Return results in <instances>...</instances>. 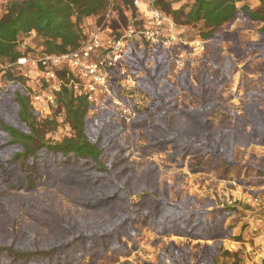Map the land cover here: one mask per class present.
<instances>
[{
	"label": "trees",
	"instance_id": "trees-1",
	"mask_svg": "<svg viewBox=\"0 0 264 264\" xmlns=\"http://www.w3.org/2000/svg\"><path fill=\"white\" fill-rule=\"evenodd\" d=\"M183 1L181 7L174 8L171 0H148L176 25L183 39L187 36L182 32L190 28L198 31L196 39L213 43L222 38L223 27L237 20L258 23V39L249 45V50L257 52L264 63V0H258L260 5L256 9L239 6L244 0ZM107 6V0L9 1L0 16V63L15 65L23 58L77 51L86 38L82 22L100 16ZM125 6L124 11L135 17L134 0ZM122 15L127 26L129 17ZM147 61H151L150 67ZM127 63L141 77V89L132 93V98L139 95L140 110H149L132 126L147 128L148 147L170 150V162L182 165L187 156L201 155L211 157L217 165L233 166L236 148L264 144V109L254 98L246 105L245 124L212 130L210 117L218 104L205 83L196 92L187 70L181 72L178 87L197 95L200 104L194 109H180L174 101L178 89L167 79L171 70L169 58L159 50L149 49L144 39H138L131 43ZM58 76L65 85L55 93L56 103L47 120L39 119L30 90L24 89L21 79L10 77L11 85L0 97V194L61 183L63 193L91 213L66 221L52 209L42 213L29 211L27 214L33 220L58 238L40 240L30 230L22 237L15 230L7 231L0 240V264H74L101 250L124 253L127 245L123 238L136 234L134 224L142 213L149 216L150 229L159 235L205 241L226 238L230 228L225 227V222L237 212L236 207L225 205L209 212L193 207L186 199L173 202L159 188L156 169L150 165L138 176L130 175L126 150L119 144L124 127L110 113L90 121L88 96L76 95L66 85L69 79L65 71ZM174 112L207 132L196 134L177 129L171 121ZM58 117L69 126L71 136L51 141L46 137L47 129ZM74 190L78 193L74 194ZM133 195L137 201L130 202ZM1 204L11 215L6 202ZM211 248L205 246L203 250ZM216 260L214 257L203 262L216 264Z\"/></svg>",
	"mask_w": 264,
	"mask_h": 264
},
{
	"label": "rangeland",
	"instance_id": "rangeland-1",
	"mask_svg": "<svg viewBox=\"0 0 264 264\" xmlns=\"http://www.w3.org/2000/svg\"><path fill=\"white\" fill-rule=\"evenodd\" d=\"M9 1L11 0H0V16ZM130 1H114V16L102 28V32H105L103 36L111 38L123 33L130 25H142L141 17L146 11L148 0H142L139 7H136L134 0L135 17H132L133 13L124 11L125 4ZM171 1L174 8L184 4L183 0ZM243 5L256 9L260 4L258 0H244L239 3V6ZM122 13L129 17L127 26L122 22ZM102 14L90 22H82L81 26L86 34L101 29L104 24ZM259 27L258 23L237 20L223 27L222 38L210 43L206 54L192 56V60L183 70L177 69L170 62L171 70L167 79L178 89L174 101L180 109H194L200 104L197 95L178 87L181 72L184 70H187L196 92L199 91L201 83H205L214 92L218 105L210 117L212 130L245 124L244 111L252 98L264 109V63L257 57V52L249 50V45L258 39ZM197 33V30L190 28L182 32L187 39L195 38L193 40H197ZM251 35L255 38L252 39ZM31 41H35L36 46L39 45L36 38ZM147 65L150 67L151 61H147ZM64 71L66 78L69 73L71 78L77 79L75 70L64 66L59 72ZM132 73L135 83L128 85H124L119 76L113 75L110 81L111 95L97 93L89 114L90 121H94L102 113H110L113 120L124 127L119 144L126 150L130 175L138 176L150 165L156 169L159 188L164 189L173 202L186 199L193 207H202L209 212L230 205L236 207L237 212L225 222V227L230 228L226 238L217 241L197 240L173 234L159 235L150 229L149 216L142 213L139 221L134 224L136 234L123 238L127 245L126 252L120 254L111 249L101 250L87 254L80 263L74 264H205L203 261L214 257L217 258L216 264H263L264 211L254 201L256 198L264 199V144L253 143L248 148H236L233 166L217 165L211 157L201 155L187 156L182 165L170 162V150L156 151L148 147L147 128L136 129L132 126L143 113L149 112L140 110L139 95L136 96L138 99L132 98L131 94H136L141 89V77ZM44 74L45 70L40 64L33 65L28 62L19 66L0 63V97L11 85L10 77L21 79L24 89L28 88L32 93L42 92ZM43 108L39 112V119L42 121L52 115V110L46 109L44 105ZM171 121L177 129L196 134L207 132L179 112L173 113ZM47 131L46 137L51 141H60L71 136L69 126L60 117L49 125ZM59 185L61 183L53 186L42 184L32 190L21 189L0 194V240L7 231L12 230L21 237L30 230L40 240L58 238L54 232L33 220L27 214L29 211L42 213L44 209H52L66 221L91 213L66 196ZM73 193L77 194L78 190ZM2 201L11 209V215L6 206L1 204ZM129 201H137V196H131ZM205 246L212 248L203 250Z\"/></svg>",
	"mask_w": 264,
	"mask_h": 264
},
{
	"label": "built area",
	"instance_id": "built-area-1",
	"mask_svg": "<svg viewBox=\"0 0 264 264\" xmlns=\"http://www.w3.org/2000/svg\"><path fill=\"white\" fill-rule=\"evenodd\" d=\"M114 1L107 0L108 6L102 14L103 26L95 33L86 34L84 32L86 38L77 51L64 55L23 58L15 64L24 66L28 62H32L33 65L40 64L45 70L41 84L44 86L43 91L32 93L29 89L31 103L38 112L41 111L43 105L49 110L55 106V93L65 85V81L58 76L64 66L70 67L77 73L76 80L71 78L68 73L69 82L66 85L76 95H87L91 105L97 93L111 95L110 81L113 75L119 76L124 85L134 84L135 76L127 66V53L132 40L144 39L149 49L159 50L179 70H183L189 64L192 56L204 55L208 52L210 43L199 39H183L176 25L148 1L146 11L141 17V26L130 25L123 33L111 38L103 36L105 32H102V28L106 23L109 24L114 16ZM141 1L135 0L136 7L140 6ZM254 202L264 211V199L256 198Z\"/></svg>",
	"mask_w": 264,
	"mask_h": 264
},
{
	"label": "crops",
	"instance_id": "crops-1",
	"mask_svg": "<svg viewBox=\"0 0 264 264\" xmlns=\"http://www.w3.org/2000/svg\"><path fill=\"white\" fill-rule=\"evenodd\" d=\"M141 6H142V5H141ZM144 6H145V5H144ZM145 7H146V6H145ZM95 18H96V17H92V18H88V19H86V20H87V22H90V21L94 20ZM86 20H85V21H86ZM250 37H251L252 39L255 38L253 35H251Z\"/></svg>",
	"mask_w": 264,
	"mask_h": 264
}]
</instances>
